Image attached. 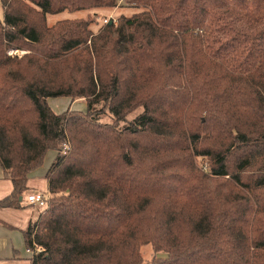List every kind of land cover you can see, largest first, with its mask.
<instances>
[{
  "label": "trees",
  "instance_id": "obj_1",
  "mask_svg": "<svg viewBox=\"0 0 264 264\" xmlns=\"http://www.w3.org/2000/svg\"><path fill=\"white\" fill-rule=\"evenodd\" d=\"M126 3L140 10L93 31L90 15L46 14L115 0H0V167L13 186L0 207L35 218L31 264H144L147 244L165 253L151 264H264V0ZM50 97L86 111L56 113ZM50 149L45 206L29 204L28 174Z\"/></svg>",
  "mask_w": 264,
  "mask_h": 264
},
{
  "label": "crops",
  "instance_id": "obj_2",
  "mask_svg": "<svg viewBox=\"0 0 264 264\" xmlns=\"http://www.w3.org/2000/svg\"><path fill=\"white\" fill-rule=\"evenodd\" d=\"M54 98L63 99L62 103L56 104L52 102V104H49L56 113H60L67 108H73L74 101L71 98ZM47 101L49 103V98ZM52 151L49 165H45L44 163V165L28 174L25 198L28 194L45 193L47 191L45 174L57 154L55 150ZM12 188V182L4 178L2 168L0 167V200L8 196ZM32 218V215L28 211H21L11 207H0V264H31L32 257L25 250L26 244L23 231L27 228L30 221L33 220Z\"/></svg>",
  "mask_w": 264,
  "mask_h": 264
},
{
  "label": "rangeland",
  "instance_id": "obj_3",
  "mask_svg": "<svg viewBox=\"0 0 264 264\" xmlns=\"http://www.w3.org/2000/svg\"><path fill=\"white\" fill-rule=\"evenodd\" d=\"M113 10H114V8H93V9H89V10H77V11L63 10V11H60V12L54 13V14L47 13L46 14V22H47V25H52L56 21H59V20L83 18V17H87L90 15L93 18V20H95V22H93L90 25V28L93 31H96L98 27H100L102 24H104L103 20L105 18L113 17V19L115 20L121 15L131 16L133 13L138 12L140 10V8L125 4V5L117 7L111 16L110 14ZM95 12H97V13H95ZM2 15H3V11H2V6L0 4V17ZM27 52H29V51L24 50V49H15V48L7 51V53L9 55H17V56H22L24 53H27ZM62 100L63 99L49 98L48 104H52V102L59 104V103L63 102ZM72 101H74L73 108L72 109L67 108L66 109L67 111H74V112L80 111V112L85 113L86 104H85V101L83 99H76V100H72ZM66 110H62V112L66 111ZM138 111L139 110H136L134 113L129 114L127 119L129 120L130 118H132L134 116V114L137 113ZM108 120H109V116H105L104 121H108ZM122 124H123V122H121V125ZM52 152H53L52 150L47 151V154H45L46 156H44L43 162L40 166L44 165V163H45V165L46 164L49 165L50 156L52 155ZM195 160H196L198 167L203 172H206L207 171V159L204 158L203 156H198L195 158ZM45 194L48 195V193H46V192H45ZM33 211H34V215L37 214L35 210H33ZM33 219H35V218H33ZM140 252H141L144 264H151L150 260L154 255L157 257H164L165 256V253H162V252L154 253L153 249L151 248V246L149 244L143 245L140 249Z\"/></svg>",
  "mask_w": 264,
  "mask_h": 264
},
{
  "label": "built area",
  "instance_id": "obj_4",
  "mask_svg": "<svg viewBox=\"0 0 264 264\" xmlns=\"http://www.w3.org/2000/svg\"><path fill=\"white\" fill-rule=\"evenodd\" d=\"M125 4H127L126 0H115V5L113 7L114 10L111 12L110 15L112 16L113 12L117 7ZM115 20L113 19V17H108L105 18L103 21L104 23H107L109 21L115 22ZM46 199H47V195L45 193L37 192V193L28 194L25 198V201L29 204H34L43 207L45 206ZM25 250L31 257H33L35 254H39L40 252H42V248L37 246L34 242L32 247H26Z\"/></svg>",
  "mask_w": 264,
  "mask_h": 264
},
{
  "label": "water",
  "instance_id": "obj_5",
  "mask_svg": "<svg viewBox=\"0 0 264 264\" xmlns=\"http://www.w3.org/2000/svg\"><path fill=\"white\" fill-rule=\"evenodd\" d=\"M17 53V52H16ZM21 199V198H20Z\"/></svg>",
  "mask_w": 264,
  "mask_h": 264
}]
</instances>
